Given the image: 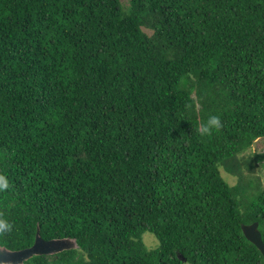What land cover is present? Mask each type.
I'll list each match as a JSON object with an SVG mask.
<instances>
[{
    "label": "trees",
    "instance_id": "trees-1",
    "mask_svg": "<svg viewBox=\"0 0 264 264\" xmlns=\"http://www.w3.org/2000/svg\"><path fill=\"white\" fill-rule=\"evenodd\" d=\"M260 138L264 0H0V244L78 245L23 264H264Z\"/></svg>",
    "mask_w": 264,
    "mask_h": 264
},
{
    "label": "water",
    "instance_id": "water-1",
    "mask_svg": "<svg viewBox=\"0 0 264 264\" xmlns=\"http://www.w3.org/2000/svg\"><path fill=\"white\" fill-rule=\"evenodd\" d=\"M242 228L246 238L256 245L264 257V240L259 229V223L243 224ZM77 246L76 239L70 237L44 239L38 227L35 241L30 247L12 250L0 244V264H23L34 255L56 254Z\"/></svg>",
    "mask_w": 264,
    "mask_h": 264
},
{
    "label": "rangeland",
    "instance_id": "rangeland-1",
    "mask_svg": "<svg viewBox=\"0 0 264 264\" xmlns=\"http://www.w3.org/2000/svg\"><path fill=\"white\" fill-rule=\"evenodd\" d=\"M250 154H252L253 156L264 154V138L257 139L254 142L253 146L251 147V149H249L246 156H248ZM256 170H257V173L255 175L258 178H260V180L262 181V183L264 185V162L263 163L259 162ZM243 172L246 176L249 175V171H247L246 168L244 169ZM222 173H223L224 177L229 181L230 184L234 185L237 183V181H238L237 176H233L232 174H229L225 170H223ZM143 239H144V242L146 243V245L150 248L157 247V245L159 243L158 238L150 232H145L143 235Z\"/></svg>",
    "mask_w": 264,
    "mask_h": 264
},
{
    "label": "clouds",
    "instance_id": "clouds-1",
    "mask_svg": "<svg viewBox=\"0 0 264 264\" xmlns=\"http://www.w3.org/2000/svg\"><path fill=\"white\" fill-rule=\"evenodd\" d=\"M223 127L219 116L212 115L201 126L200 134L202 136L210 135L213 131H218ZM9 180L0 175V192H5L9 188ZM13 230V224L7 219L0 217V236L10 233Z\"/></svg>",
    "mask_w": 264,
    "mask_h": 264
}]
</instances>
